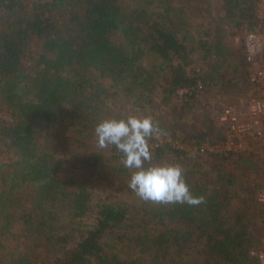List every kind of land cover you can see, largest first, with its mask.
Here are the masks:
<instances>
[{"label":"trees","instance_id":"16d2710c","mask_svg":"<svg viewBox=\"0 0 264 264\" xmlns=\"http://www.w3.org/2000/svg\"><path fill=\"white\" fill-rule=\"evenodd\" d=\"M154 1L0 0V101L15 113L12 124L0 123V152L14 156L0 191V264H258L249 254L258 248L245 218L248 208L228 218L234 201L230 188L239 178L223 165L236 163L233 157L239 155L210 154L219 164L203 173L185 169L190 191L204 198L199 205L147 202L149 209L139 213L99 201L83 229L68 231L60 221L58 210L65 205L71 226L79 225L89 202L77 182L78 190L65 188L64 133L76 139L85 134L111 87L136 93L137 102H152L151 93L159 89L166 104L185 100L168 126L153 121L164 136L177 130L185 108L197 99L180 95L181 90L199 82L204 93L217 86L236 93L253 90L244 54L225 47L220 32L211 28L198 43L191 39L194 0ZM221 1L228 25L255 26L260 0ZM198 47L204 59H217L203 72L191 68L190 52ZM224 57L231 59L227 80L219 62ZM106 80L111 87L104 86ZM224 131L211 124L188 147L223 143ZM112 150L121 162V153ZM151 153L153 164L195 157L167 142ZM73 156L70 168L100 167L99 158ZM114 171L129 173L123 164ZM19 222L23 234L15 231ZM22 235L26 240L20 242ZM133 245L140 248L138 258L127 254Z\"/></svg>","mask_w":264,"mask_h":264},{"label":"rangeland","instance_id":"374dc122","mask_svg":"<svg viewBox=\"0 0 264 264\" xmlns=\"http://www.w3.org/2000/svg\"><path fill=\"white\" fill-rule=\"evenodd\" d=\"M132 2V0H129ZM194 12L191 14V27L192 36L191 39L198 43V38L204 36L206 30L212 28L214 34L220 32L223 45L230 47L235 52L243 53L242 44L246 35L253 30L242 26L235 27L234 25H228L222 18L223 3L221 0H194L193 2ZM158 4L157 0L154 1V5ZM179 7L178 4H176ZM263 12V13H262ZM257 21L259 16L264 19V0H260L258 4ZM183 18H186V14H182ZM213 25V26H212ZM248 30V31H247ZM218 31V32H217ZM259 40L264 50V28L259 34ZM204 49L198 47L190 52L193 65L191 68L198 72L207 70L210 62H214L215 56H210L209 59H204ZM244 54V53H243ZM219 61L223 67L222 76L225 79H229L230 68H227L228 62L231 59L221 58ZM217 61V59H216ZM258 62L260 61L257 60ZM146 66H149V60ZM111 82L106 80L104 86L111 87ZM254 88V87H253ZM119 89L111 87V95L105 98L101 104L100 114L94 118L92 124L86 129L85 134L81 135L78 139L74 136L69 137L70 132H65L64 136L68 137V141H62L60 149L64 152L65 163L63 164V178L68 181L65 188L69 191L78 190L76 182L82 186V189L89 197V202L86 206V216L82 220H76L79 225L71 226L70 214L68 213L70 207L61 206L59 208L60 221L68 231L81 230L83 225L91 223L92 213L95 212V204L99 201H108L114 204H121L125 207H130L133 211L139 213L143 210L149 209L147 202L141 200L135 195L128 187L130 179V170L127 174H118L114 170L118 169L122 163L119 162L115 156L117 152L112 153V146L105 149H100L96 145V138L94 136V128L96 124L104 118H126L128 115L136 116H151L153 121L164 123L168 126L181 112L180 107L184 106L185 100L180 98L173 99L169 104L163 101V95L160 89L155 93H151L150 98L152 102L143 100L137 102L138 95H130L128 93H122ZM254 89L249 92L247 90L240 92H232L229 88L222 89L217 86L215 90L207 91L202 96L195 99V102L185 108V112L182 118L177 123V130L168 132L166 136L158 137L154 139L152 143L158 144V142L170 143L173 147H184L185 149H194L196 147H188V144H192L195 140L192 139L198 132H205L207 128L212 124L214 127L219 126V116L225 105L231 104L239 98L248 97L252 95ZM145 94H149L145 92ZM1 100V99H0ZM15 117L14 111L8 110L7 106H1L0 101V123L12 124ZM221 126V125H220ZM44 131L43 129H40ZM48 130H59V128H52ZM224 136L227 131L224 128ZM247 142L252 147V151L240 154L239 157H233V160L237 162L233 164L224 163V167L227 170H232L239 178V183L235 187H231V191L234 194V201L230 208L228 218L234 220L235 214H243L244 210L248 208V212L245 213L247 222L250 223V228L255 236L257 246L255 248L264 249V206L260 205L257 201L258 193L264 188V139H247ZM151 141L149 142V144ZM212 145L210 143L202 146ZM201 146V147H202ZM249 146V145H248ZM251 148V149H252ZM180 149V148H179ZM151 150V147H150ZM189 153L190 151L187 150ZM76 152L82 158H88L92 156L99 158V166L96 169H88V166H83L77 170L75 168L80 167L77 163L76 167H71L70 164L74 162L71 160L75 158L73 153ZM198 154V153H197ZM190 155H192L190 153ZM193 162L183 161L177 162L175 159L168 158L165 162L170 164H179L182 168L195 172H205L212 170L213 166L219 164L218 160L210 154L195 155L194 158H190ZM14 161L13 154L9 152H0V191L3 189V179L6 178L12 171L9 165ZM217 161L218 163H215ZM164 162V163H165ZM163 163V162H162ZM160 164V163H159ZM197 172V171H196ZM6 190V188H4ZM22 189L29 191V187L24 185ZM89 216V218H88ZM237 216V215H236ZM83 224V225H82ZM18 233H22L23 225L16 224ZM28 230V227L25 226ZM31 233V230H28ZM23 234V233H22ZM25 241L24 235L19 239ZM117 240V239H116ZM19 242V243H20ZM15 245V244H14ZM128 248V247H127ZM140 248L133 245L128 248V256L132 258H138ZM256 250V249H251ZM250 254V252H249ZM43 258L45 255L42 256Z\"/></svg>","mask_w":264,"mask_h":264},{"label":"clouds","instance_id":"9594fccd","mask_svg":"<svg viewBox=\"0 0 264 264\" xmlns=\"http://www.w3.org/2000/svg\"><path fill=\"white\" fill-rule=\"evenodd\" d=\"M162 134L151 116L104 118L94 128L98 148L114 146L121 153V163L130 170L128 187L141 200L158 204H201L204 198L192 194L181 165L151 163L149 140Z\"/></svg>","mask_w":264,"mask_h":264},{"label":"built area","instance_id":"2783aa9c","mask_svg":"<svg viewBox=\"0 0 264 264\" xmlns=\"http://www.w3.org/2000/svg\"><path fill=\"white\" fill-rule=\"evenodd\" d=\"M263 28L264 19L259 16L253 30L244 38L242 48L246 62L249 65V80L254 87V92L248 97L239 98L235 102L225 105L222 109L219 123L227 131L224 142L199 146L194 149L177 146L178 148L189 150L191 156L204 154L240 155L253 150L252 147V149L250 148L247 139H264V50L259 40V34L263 31ZM259 58L260 61L258 62ZM204 92V84L199 82L195 88H186L181 90L179 94L195 95L199 98L200 94L202 96ZM160 136L162 137V135ZM158 137L154 136L153 141ZM152 142L149 144L151 149L163 143L158 142V144H155ZM257 201L264 206V188L258 193ZM250 256L255 258L258 264H264V249L252 250Z\"/></svg>","mask_w":264,"mask_h":264}]
</instances>
